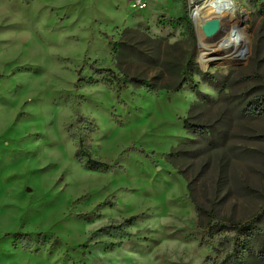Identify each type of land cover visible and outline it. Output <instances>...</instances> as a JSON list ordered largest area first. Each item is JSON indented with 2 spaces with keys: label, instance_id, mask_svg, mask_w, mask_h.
<instances>
[{
  "label": "rangeland",
  "instance_id": "obj_1",
  "mask_svg": "<svg viewBox=\"0 0 264 264\" xmlns=\"http://www.w3.org/2000/svg\"><path fill=\"white\" fill-rule=\"evenodd\" d=\"M231 1L237 57L201 46L212 0H0V264H220L241 238L210 224L264 229V0Z\"/></svg>",
  "mask_w": 264,
  "mask_h": 264
},
{
  "label": "trees",
  "instance_id": "obj_2",
  "mask_svg": "<svg viewBox=\"0 0 264 264\" xmlns=\"http://www.w3.org/2000/svg\"><path fill=\"white\" fill-rule=\"evenodd\" d=\"M96 73L103 74L104 71L102 68H95ZM107 72L113 73L111 69ZM110 78V77H109ZM109 78H105L104 81H110ZM183 88L180 84L177 89ZM242 112L249 117H260L264 116V93L256 95L248 105L242 108ZM187 123V120L185 121ZM187 126V125H186ZM71 127L76 128L78 132V143H77V157L84 162V166L88 170L102 171L106 170L109 167V163L103 162L99 159H96L90 153L91 145L89 141L84 137V130H93L92 121L89 118H86L82 115H79L74 121ZM188 127V126H187ZM198 212L207 211L202 209L197 205ZM210 214L212 212L209 211ZM263 214L251 218L245 222H230V223H216L209 225V233H214L217 229H225L226 231L234 232L239 234L240 238L233 250L228 253L220 264H241L240 257L245 251H251L254 249L253 243L257 244L259 248L264 250V229L259 224V219L262 218ZM136 220L135 217L123 221L115 229L121 232L123 235H129L126 231V228L134 223ZM110 229V226H106L96 231L94 234L99 232H106Z\"/></svg>",
  "mask_w": 264,
  "mask_h": 264
},
{
  "label": "bare ground",
  "instance_id": "obj_3",
  "mask_svg": "<svg viewBox=\"0 0 264 264\" xmlns=\"http://www.w3.org/2000/svg\"><path fill=\"white\" fill-rule=\"evenodd\" d=\"M210 5L214 8V14L212 16H209V18H217L219 19L221 24L220 31L213 37H207L204 35L202 25L207 20H205L206 18L202 19L199 15L203 7L198 6V8H196L194 12V20L198 26L200 34L199 36L202 40L201 46L207 50H210L209 44L211 46V44L214 42V44H216L218 47H216L217 49H211L210 52H207L205 54H210L220 49L222 50L224 46L227 48V52L231 53L230 56L237 57L239 54L241 55L245 50L246 41L243 37L242 26L239 22H237L238 13L236 15V12H234V4L231 0H212ZM203 36L206 38L208 44L202 38Z\"/></svg>",
  "mask_w": 264,
  "mask_h": 264
},
{
  "label": "water",
  "instance_id": "obj_4",
  "mask_svg": "<svg viewBox=\"0 0 264 264\" xmlns=\"http://www.w3.org/2000/svg\"><path fill=\"white\" fill-rule=\"evenodd\" d=\"M202 28L207 37H213L220 31L221 24L219 19L212 18L203 23Z\"/></svg>",
  "mask_w": 264,
  "mask_h": 264
},
{
  "label": "built area",
  "instance_id": "obj_5",
  "mask_svg": "<svg viewBox=\"0 0 264 264\" xmlns=\"http://www.w3.org/2000/svg\"><path fill=\"white\" fill-rule=\"evenodd\" d=\"M148 1L149 0H130V6L136 10L144 9L148 6ZM192 2L194 3L195 0H192ZM194 12H195V10H194ZM194 12L191 14L192 19H194ZM203 18H206V17H203ZM209 19H212V18L208 17L205 20H209ZM204 35H205V33H204Z\"/></svg>",
  "mask_w": 264,
  "mask_h": 264
}]
</instances>
